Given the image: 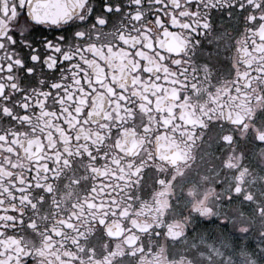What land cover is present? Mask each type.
Masks as SVG:
<instances>
[{"label":"snow or ice","instance_id":"snow-or-ice-1","mask_svg":"<svg viewBox=\"0 0 264 264\" xmlns=\"http://www.w3.org/2000/svg\"><path fill=\"white\" fill-rule=\"evenodd\" d=\"M257 111L264 0H0V264H264Z\"/></svg>","mask_w":264,"mask_h":264},{"label":"flooded vegetation","instance_id":"flooded-vegetation-1","mask_svg":"<svg viewBox=\"0 0 264 264\" xmlns=\"http://www.w3.org/2000/svg\"><path fill=\"white\" fill-rule=\"evenodd\" d=\"M162 18H164V17L162 16ZM217 25H218L217 30H222L221 28H219V21H217ZM226 26L227 25H225V27ZM170 30L178 31L179 29H177L174 26H170ZM237 34H239V33H237ZM38 35L39 36H47L49 39H51L52 36L55 34L43 32V33H38ZM209 41H211V36H209L208 40H205V42H204V45H203L204 53L202 56H200V59L209 60V57L214 58L215 61H218V64L213 63L212 66L217 68V70H218L217 74H219L220 72H223V73H225L224 78H227V72H228L229 63H230V61L228 60V56H229L230 52L225 51V50H220L219 52H217L216 51V47H217L216 44L214 42L209 43ZM170 66H171V64H170ZM143 74L144 73H142V75ZM256 120H257V122H261L262 120H264V112L257 111ZM217 150L218 149H215V148L212 150H209L205 146L203 159L200 158V154L197 155V166L200 167L201 171H206L207 167L209 165H211L212 163H218V161H215V158L213 156L209 155L210 151H217ZM251 164H252L253 169L259 170L258 180H257V183L253 187V192L255 193V196L258 200H264V194H262V193H264V180L261 179V178H264V165H261L259 157H257L255 160H253L251 162ZM253 175H257V172H253ZM259 229H260V219L257 218L256 230H259ZM27 264H32L31 258H28Z\"/></svg>","mask_w":264,"mask_h":264}]
</instances>
